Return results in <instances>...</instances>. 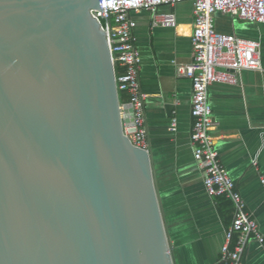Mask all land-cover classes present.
Returning <instances> with one entry per match:
<instances>
[{
    "label": "water",
    "instance_id": "obj_1",
    "mask_svg": "<svg viewBox=\"0 0 264 264\" xmlns=\"http://www.w3.org/2000/svg\"><path fill=\"white\" fill-rule=\"evenodd\" d=\"M100 0H0V264H174Z\"/></svg>",
    "mask_w": 264,
    "mask_h": 264
},
{
    "label": "crops",
    "instance_id": "obj_2",
    "mask_svg": "<svg viewBox=\"0 0 264 264\" xmlns=\"http://www.w3.org/2000/svg\"><path fill=\"white\" fill-rule=\"evenodd\" d=\"M172 12L175 26L153 24L144 10L131 12L134 36L141 53L139 71L145 93L144 110L156 191L174 264H225L221 246L231 225L234 205L206 193L203 169L193 158L191 81L178 66L192 60L190 36L194 14L190 1L162 5ZM216 30L257 40L261 67L242 70L236 84L213 83L208 88L215 146L222 165L233 178L264 239V23L242 20L223 12L214 14ZM177 118L171 130L172 116ZM243 264H264V240L251 234Z\"/></svg>",
    "mask_w": 264,
    "mask_h": 264
},
{
    "label": "built area",
    "instance_id": "obj_3",
    "mask_svg": "<svg viewBox=\"0 0 264 264\" xmlns=\"http://www.w3.org/2000/svg\"><path fill=\"white\" fill-rule=\"evenodd\" d=\"M190 1L194 21L190 36L192 60L178 66V73L191 81V109L193 118L191 144L193 158L203 169V186L210 196H224L234 205V215L225 234L221 252L225 264H243V252L248 237L252 234L259 242L263 236L256 220L244 210V201L229 172L222 165L211 134L213 128L212 107L208 100V88L213 83L236 84L242 70L261 67L257 40L238 37L216 30L214 14L223 12L242 20L264 23V0H100L103 8L92 10L105 32L115 72L117 92L127 94L131 104L135 130L127 136L135 146L148 150L144 100L139 71L142 57L136 45L135 20L131 12L148 11L153 15V24L175 26L174 13H158L162 5H175ZM115 67L119 68L116 73ZM171 130L177 127V118L172 116ZM264 191V176H260Z\"/></svg>",
    "mask_w": 264,
    "mask_h": 264
},
{
    "label": "trees",
    "instance_id": "obj_4",
    "mask_svg": "<svg viewBox=\"0 0 264 264\" xmlns=\"http://www.w3.org/2000/svg\"><path fill=\"white\" fill-rule=\"evenodd\" d=\"M115 71H116V73L119 72V68L115 67ZM118 96H119V101L121 104L127 103L128 98H127V94L125 92H119ZM215 197H217L219 205L221 203H224V205L225 204H227V205L232 204V202L229 199L225 198L224 196H215Z\"/></svg>",
    "mask_w": 264,
    "mask_h": 264
}]
</instances>
